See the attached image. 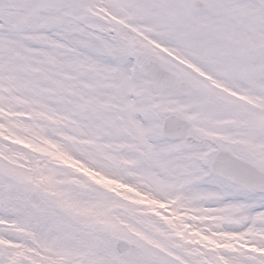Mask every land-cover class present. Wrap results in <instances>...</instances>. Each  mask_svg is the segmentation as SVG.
Instances as JSON below:
<instances>
[{
	"label": "snow or ice",
	"instance_id": "1",
	"mask_svg": "<svg viewBox=\"0 0 264 264\" xmlns=\"http://www.w3.org/2000/svg\"><path fill=\"white\" fill-rule=\"evenodd\" d=\"M0 264H264V0H0Z\"/></svg>",
	"mask_w": 264,
	"mask_h": 264
}]
</instances>
